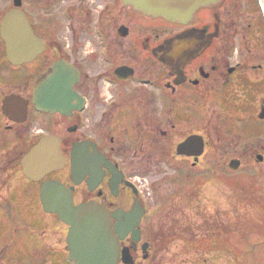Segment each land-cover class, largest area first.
<instances>
[{
  "label": "flooded vegetation",
  "instance_id": "flooded-vegetation-1",
  "mask_svg": "<svg viewBox=\"0 0 264 264\" xmlns=\"http://www.w3.org/2000/svg\"><path fill=\"white\" fill-rule=\"evenodd\" d=\"M208 1L204 5L194 0L192 6H183L185 15L166 20L141 10L146 7L143 0H21L22 12L45 50L26 65L34 81L18 94L33 100L37 81L64 62L80 75L74 90L86 99V107L63 117L37 113L30 105L27 123L17 125L5 119L6 130L18 140L14 146L20 155H26L43 135H59L68 167L47 179L73 186L74 145L89 146L84 156L96 169L95 144L105 161L99 162L103 178L90 191L88 175L75 189L76 204L97 201L111 210L130 211L135 195L124 179L118 196H113L114 174L129 180L134 179L129 169L154 163L164 166L180 159L188 162L190 158L180 156L178 147L193 137L204 141L206 148L214 146L219 141L218 122L264 125L259 117L264 110V23L257 1ZM6 63L11 66L3 44L0 67ZM20 69L14 68L15 72ZM10 94L0 95V109ZM218 99L220 107L229 111L201 114ZM36 116L44 119L47 128L40 136L31 129V118ZM3 158L7 166L0 163V183L8 191L19 168L16 158ZM26 181L38 188L43 183ZM11 195L2 194L0 200L7 205ZM123 195L131 196L129 206L119 202ZM145 242L152 257V242ZM122 245L131 246V239ZM134 257L141 263L140 245ZM0 264L7 263L0 259Z\"/></svg>",
  "mask_w": 264,
  "mask_h": 264
},
{
  "label": "rangeland",
  "instance_id": "rangeland-1",
  "mask_svg": "<svg viewBox=\"0 0 264 264\" xmlns=\"http://www.w3.org/2000/svg\"><path fill=\"white\" fill-rule=\"evenodd\" d=\"M13 1L0 0V23ZM2 43L0 38L1 48ZM33 81L27 66L16 72L7 63L0 67V95L18 94L23 91L19 88L31 87ZM219 100L201 114L208 117V111H215L216 116L229 111L220 107ZM32 120L35 129H47L43 118ZM224 124L218 122L219 141L206 149L195 168L191 159H180L164 166L154 163L129 169L147 207L143 236L154 249L149 261L142 259L139 264H264V163L256 158L264 156V125ZM6 127L0 110V163L4 168L7 163L2 156L18 141ZM20 152L13 150L9 158ZM235 158L242 161L236 172L229 168ZM13 180L14 186L5 192L12 194L9 203L0 200V259L8 264L67 263L63 225L42 210L40 191L27 186L20 174H14ZM123 196L119 202L129 206L131 196ZM216 237L219 243L213 246L229 247L230 257L221 250L203 251V245ZM200 243L202 247L196 248Z\"/></svg>",
  "mask_w": 264,
  "mask_h": 264
},
{
  "label": "water",
  "instance_id": "water-1",
  "mask_svg": "<svg viewBox=\"0 0 264 264\" xmlns=\"http://www.w3.org/2000/svg\"><path fill=\"white\" fill-rule=\"evenodd\" d=\"M191 2L192 0H148L149 5L145 10L167 19L173 12L174 14L177 12L178 7ZM15 6H20V0H16ZM4 18L1 36L6 42L9 61L16 66L35 60L36 56L42 53L43 46L41 41L34 37L23 13L20 10H13ZM77 78L78 76L69 66L57 65L53 74L39 83L34 101L35 107L45 112L68 115L71 110L76 109L74 103L79 102L78 96L72 91ZM20 102L22 100L19 97H9L3 108L11 120L18 123L27 120L28 110V103L23 102L22 105ZM61 144L62 140L56 136L44 138L23 159L24 175L31 180L42 181L52 172L64 169L65 158ZM203 148L202 142L194 141L193 144L187 143L181 146L178 152L198 157L203 154ZM77 149L74 165L78 167V171H74V176L79 178L76 182L80 184L90 171L85 167L87 159L81 156L87 147ZM239 165L238 161L233 162L231 168L236 170ZM91 175L99 178L98 173L92 172ZM97 178L91 186L92 189L101 180ZM118 184H112L113 191H116ZM41 190L44 209L56 214L58 219L70 227L67 239L71 264H121V262L134 264L131 249L129 247L123 249L121 241H124L129 234L133 236V246L136 247L141 241L142 236L138 229L144 216L141 205L136 203L135 209L130 213L122 210L112 212L96 202L75 207L72 189L66 188L60 182H46ZM143 250L144 253L147 252L146 245Z\"/></svg>",
  "mask_w": 264,
  "mask_h": 264
},
{
  "label": "trees",
  "instance_id": "trees-1",
  "mask_svg": "<svg viewBox=\"0 0 264 264\" xmlns=\"http://www.w3.org/2000/svg\"><path fill=\"white\" fill-rule=\"evenodd\" d=\"M217 230V229H216ZM215 229H214V231H216ZM217 234V236L219 235V233H216ZM219 237V236H218ZM219 242H218V238L216 237V238H214V240L213 241H211V242H209V243H205L204 245H203V248H204V250L203 251H205V250H209V249H211V250H220V249H222V247H219V248H216V247H214L213 245H216V244H218ZM207 244H209L210 246H212L211 248H209L208 247V245ZM196 246V248H199V247H202V243H200V244H198V245H195ZM192 247H194V243L192 244ZM195 248V247H194Z\"/></svg>",
  "mask_w": 264,
  "mask_h": 264
}]
</instances>
